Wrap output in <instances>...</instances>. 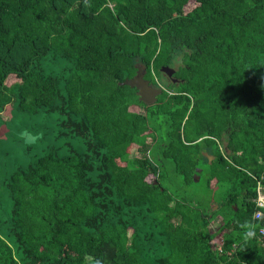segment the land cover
Returning <instances> with one entry per match:
<instances>
[{"label":"trees","instance_id":"trees-1","mask_svg":"<svg viewBox=\"0 0 264 264\" xmlns=\"http://www.w3.org/2000/svg\"><path fill=\"white\" fill-rule=\"evenodd\" d=\"M4 124L0 264H264V0H0Z\"/></svg>","mask_w":264,"mask_h":264},{"label":"water","instance_id":"water-1","mask_svg":"<svg viewBox=\"0 0 264 264\" xmlns=\"http://www.w3.org/2000/svg\"><path fill=\"white\" fill-rule=\"evenodd\" d=\"M138 71L137 74L131 78L126 79L124 82H122V85H129L131 87H136L138 90V95L140 97V100L143 101L147 105H153L157 102L158 97L162 95L164 89L162 87H156L153 84H151L146 78L145 73L146 69L142 67L140 64H137ZM161 71L164 73V75L168 76L169 78H173L175 74V69L169 66H163ZM173 82L177 83L178 79L173 78ZM210 158V162L214 159V156H210L206 154ZM201 169H198L196 175H195V181L199 182L201 177L199 172ZM155 183H158L155 181ZM217 209V207H216Z\"/></svg>","mask_w":264,"mask_h":264},{"label":"built area","instance_id":"built-area-1","mask_svg":"<svg viewBox=\"0 0 264 264\" xmlns=\"http://www.w3.org/2000/svg\"><path fill=\"white\" fill-rule=\"evenodd\" d=\"M257 206H258V210L256 211L254 218L260 219L264 215V189H263L262 183H260L258 186ZM260 234H261L263 246H264V227L260 229Z\"/></svg>","mask_w":264,"mask_h":264},{"label":"clouds","instance_id":"clouds-1","mask_svg":"<svg viewBox=\"0 0 264 264\" xmlns=\"http://www.w3.org/2000/svg\"><path fill=\"white\" fill-rule=\"evenodd\" d=\"M241 229L242 238L247 241L254 237L256 231V224L251 220L244 221L239 225Z\"/></svg>","mask_w":264,"mask_h":264},{"label":"rangeland","instance_id":"rangeland-1","mask_svg":"<svg viewBox=\"0 0 264 264\" xmlns=\"http://www.w3.org/2000/svg\"><path fill=\"white\" fill-rule=\"evenodd\" d=\"M165 82H167L166 81V79H165ZM164 88H167V89H170L167 85H164L163 86ZM9 114H10V112L8 111V109L6 110V112H4L3 114H2V116L5 118V120H8L9 119ZM8 132V127L6 126V124H4V125H0V136H2V135H4L5 133H7ZM28 144H33L32 142H30V143H28ZM214 160V159H213ZM212 160V161H213ZM1 201H4V198H3V196H2V192H1V190H0V202ZM218 208V207H217ZM221 222V219H220V217L219 218H217L213 223H212V225H213V227H216L219 223Z\"/></svg>","mask_w":264,"mask_h":264},{"label":"flooded vegetation","instance_id":"flooded-vegetation-1","mask_svg":"<svg viewBox=\"0 0 264 264\" xmlns=\"http://www.w3.org/2000/svg\"><path fill=\"white\" fill-rule=\"evenodd\" d=\"M165 77L167 78V79H170V80H172L173 81V78H175L174 76H173V78H169L168 76H166L165 75ZM179 81V80H178Z\"/></svg>","mask_w":264,"mask_h":264}]
</instances>
